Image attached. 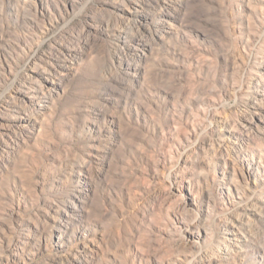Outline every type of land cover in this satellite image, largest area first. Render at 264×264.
<instances>
[{"label":"rangeland","instance_id":"obj_1","mask_svg":"<svg viewBox=\"0 0 264 264\" xmlns=\"http://www.w3.org/2000/svg\"><path fill=\"white\" fill-rule=\"evenodd\" d=\"M0 264H264V0H0Z\"/></svg>","mask_w":264,"mask_h":264}]
</instances>
